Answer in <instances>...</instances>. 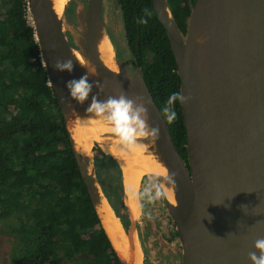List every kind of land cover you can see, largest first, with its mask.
<instances>
[{
  "label": "water",
  "instance_id": "1",
  "mask_svg": "<svg viewBox=\"0 0 264 264\" xmlns=\"http://www.w3.org/2000/svg\"><path fill=\"white\" fill-rule=\"evenodd\" d=\"M151 1L169 39L180 92L192 97L181 104L186 160L140 67L116 57L104 25V0H84L82 4L81 49L72 46L66 35L64 6L58 13L52 0H27L34 37L64 117L81 178L122 264H134L136 216L125 202L124 189L121 205L127 208L122 211L127 214L126 225L112 208L97 178L93 147L111 155L121 169L119 161L97 140L90 147L91 156L83 153L75 146L68 125L74 117L91 114L86 112L91 96L83 105L77 103L70 97L66 82L80 78L87 72L85 67L92 66L95 75H90L89 82L94 84L93 95L101 100L121 93L142 97L149 109V123L160 128L158 139H141L152 141L166 172L143 173L137 200L140 211L141 179L144 175L152 177L161 187L175 223L181 264H252L248 253L256 251L259 255L254 241L264 238V0H194L184 33L166 0ZM103 33L112 44L117 69L107 66L98 53L97 38ZM74 50L85 58L84 62ZM58 59H71L74 71L56 70ZM102 135L116 136L114 132ZM164 185L171 187L173 201L166 197ZM102 199L119 218L128 237V258L118 253L104 228L98 211Z\"/></svg>",
  "mask_w": 264,
  "mask_h": 264
},
{
  "label": "trees",
  "instance_id": "2",
  "mask_svg": "<svg viewBox=\"0 0 264 264\" xmlns=\"http://www.w3.org/2000/svg\"><path fill=\"white\" fill-rule=\"evenodd\" d=\"M69 1L64 4L68 39L79 48L84 0H71L68 21ZM117 1L127 54L140 67L161 111L168 96L180 92L165 28L151 0ZM166 1L184 33L194 0ZM31 19L27 0H0V231L7 228L12 234L11 264H122L81 178ZM175 110L177 120L167 124L186 160L179 102ZM93 148L97 178L122 216L127 208L121 205L125 191L121 169L111 155ZM146 177L141 179L139 198Z\"/></svg>",
  "mask_w": 264,
  "mask_h": 264
},
{
  "label": "bare ground",
  "instance_id": "3",
  "mask_svg": "<svg viewBox=\"0 0 264 264\" xmlns=\"http://www.w3.org/2000/svg\"><path fill=\"white\" fill-rule=\"evenodd\" d=\"M56 12L60 13L67 0H52ZM97 50L103 62L110 68L117 69L113 60L114 52L108 36L103 33L97 38ZM74 53L81 62L84 59L77 50ZM86 61V60H85ZM69 129L75 146L83 153L91 156L90 147L97 140L101 148L117 157L123 174V184L126 193L125 202L136 216L139 210L137 188L143 173L166 172L162 161L154 152L151 140L139 139L133 145H126L117 136H103V132H113V126L106 119L96 117L94 114L77 116L69 121ZM166 197L173 201L170 186H162ZM137 210V211H136ZM98 211L109 237L118 253L123 258H128L125 250L128 237L123 230L119 218L114 214L108 203L102 199L98 204ZM135 255L134 264H142V249L138 235L134 236Z\"/></svg>",
  "mask_w": 264,
  "mask_h": 264
},
{
  "label": "clouds",
  "instance_id": "4",
  "mask_svg": "<svg viewBox=\"0 0 264 264\" xmlns=\"http://www.w3.org/2000/svg\"><path fill=\"white\" fill-rule=\"evenodd\" d=\"M146 22V20L142 21V23ZM81 66L85 67L83 64ZM54 68L60 72L72 73L74 64L71 59H58L54 64ZM85 68L87 72L80 78L66 82V87L72 100L83 105L91 96V103L86 108V112L92 113L96 117L104 118L111 123L115 135L126 145H133L140 138H159L160 128L159 126L153 127L149 123V109L142 97L131 98L121 93L118 96H108L104 100L99 99L96 95H93L94 84L89 82L90 75H95V68L92 66ZM191 99V96L186 97L179 91L171 93L161 109L166 122L172 124L177 120L178 114L175 110L177 102L186 104ZM161 195L162 193L157 190L155 198H159ZM152 198L150 196V199ZM254 247L258 250L259 255H257L256 251H250L248 258L252 264H264V238H257L254 241Z\"/></svg>",
  "mask_w": 264,
  "mask_h": 264
},
{
  "label": "flooded vegetation",
  "instance_id": "5",
  "mask_svg": "<svg viewBox=\"0 0 264 264\" xmlns=\"http://www.w3.org/2000/svg\"><path fill=\"white\" fill-rule=\"evenodd\" d=\"M68 1V0H67ZM111 1L112 0H104V3L102 5V12H103V20H104V25H105V29L107 34L109 35L111 41L114 43L115 40H118L119 38V33H121V35H123V38L125 37L124 34L122 33V31H124L123 29V22H122V18L120 17V9H119V5H118V1L115 0L116 5H117V9H118V15L121 18V28H117V32H115V30H113V25L111 23L110 20H113L112 18V12H111ZM116 19V17H115ZM108 27L113 31V35H110L109 33V29ZM111 31V32H112ZM183 33V32H182ZM126 45V44H124ZM84 48V46H79V48ZM80 48V49H81ZM116 48L115 47V55L116 57L120 58L116 52ZM124 61L127 62V64H129L130 66L133 65L134 60L128 56V54H126V59H123ZM146 182L142 185V189L143 192L142 195L140 196V213L138 215V217L136 216V229L138 232V236H139V240L142 246V251L144 252V256H143V262L144 264H148V260L151 257V250H152V246H149V244H152V241L154 243H157V240L155 237L158 238V236H162L164 239H166L169 245V248H167L166 250V254L168 256H170V253L172 255V257L174 258V260L169 259V257L167 255L164 254V258L161 264H174V261L176 260L178 264H181V260L179 258V254L181 252V246L179 243L175 242L178 241V235L176 232V228H175V223L172 220V216L170 214V211L168 209L167 203H166V198L164 199V193H162V189L161 187L157 184L156 186L158 187V189L160 190V192L162 193V205L163 207L166 209L168 218H161V210L157 208L156 211H154V207L151 203L152 199H150L149 194L146 193L147 190H150V192H153L150 188V183L148 181V178L145 180ZM150 188V189H149ZM120 202V201H119ZM139 210L137 211L136 215L138 214ZM141 215V217H140ZM150 215V216H149ZM157 216V217H154ZM120 217V220L122 221V223H124V225H126V221H127V214H123L122 216L118 215ZM127 218V219H126ZM143 220L146 222V224L144 226H140V221ZM157 218H159L157 223H153L152 220H156ZM150 253V254H149Z\"/></svg>",
  "mask_w": 264,
  "mask_h": 264
},
{
  "label": "rangeland",
  "instance_id": "6",
  "mask_svg": "<svg viewBox=\"0 0 264 264\" xmlns=\"http://www.w3.org/2000/svg\"><path fill=\"white\" fill-rule=\"evenodd\" d=\"M117 5H116V2L115 0H112L111 1V12H112V18L113 20H110L112 25H113V30H115V32H117V28H121V11H120V17L118 15V9L116 8ZM72 8H73V4H72V1L70 0L69 1V4H68V7H67V10H66V16L68 18V21L71 20V15H72ZM116 17V19H115ZM30 18H31V15H30ZM32 20V19H31ZM68 23L66 22L65 24V28H66V35L67 37H69V33H67V29H68ZM108 29L110 30L109 33L110 35H113V31L108 27ZM112 31V32H111ZM123 33V31H122ZM124 34V33H123ZM119 39L118 40H115L114 41V46L117 47L116 48V52L118 54V56L120 57V59H126V54H127V47L125 44V39L123 38V35H121V33H119ZM126 62V61H125ZM127 63V62H126ZM148 178V181L150 183V188H152L151 190L153 192H150V191H146L147 194H149V197H153L152 198V205L155 206L154 207V211L157 210L156 207H158L159 210H161L162 212V216L161 218H168V215H167V212H166V209L163 207L162 205V195L159 197V198H155L156 196V192L158 189V187L152 183L149 179V177H146L145 179ZM144 184V183H143ZM149 188V189H150ZM160 191V190H159ZM141 209V208H140ZM140 213V211H139ZM139 213L136 215L138 217ZM150 216V215H149ZM141 217V215H140ZM154 217H157L154 215ZM127 219V218H126ZM159 220V218H157V221L156 220H152L153 223H157ZM127 222V221H126ZM3 224V223H1ZM146 224V222L143 220L140 221V226H144ZM7 230V228H6ZM0 231V264H11L12 263V259H11V252H12V234L9 233V231ZM157 240V243H154L152 241V244H149V246H152V250H151V257L149 258L148 260V264H161L162 261H163V258H164V254L167 255L166 253V250L167 248H169V245L168 242L166 239H164L162 236H158L155 237ZM175 242L179 243L178 241L175 240ZM143 252V251H142ZM150 254V253H149ZM143 256H144V252H143ZM168 256V255H167ZM170 261L171 259L174 260V258L172 257L171 253H170V256H168ZM174 264H178L177 261L175 260L174 261Z\"/></svg>",
  "mask_w": 264,
  "mask_h": 264
},
{
  "label": "crops",
  "instance_id": "7",
  "mask_svg": "<svg viewBox=\"0 0 264 264\" xmlns=\"http://www.w3.org/2000/svg\"><path fill=\"white\" fill-rule=\"evenodd\" d=\"M137 211V210H136Z\"/></svg>",
  "mask_w": 264,
  "mask_h": 264
}]
</instances>
